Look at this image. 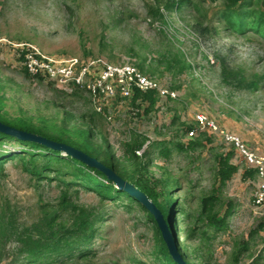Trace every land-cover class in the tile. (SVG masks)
<instances>
[{"label": "rangeland", "instance_id": "obj_1", "mask_svg": "<svg viewBox=\"0 0 264 264\" xmlns=\"http://www.w3.org/2000/svg\"><path fill=\"white\" fill-rule=\"evenodd\" d=\"M174 1L0 0V112L26 117L48 136L61 133L64 119L72 117L84 129L81 121H87L95 145L102 146L99 138L105 137L110 153L124 156L160 201L170 190L179 220L183 210L196 216L201 197L216 194L215 211L228 214L204 264H248L254 258L252 264H264V200L259 198L264 179L223 133L264 164V37L254 30L252 18L237 28L218 20L220 0H191L179 11ZM24 51L57 60L92 57L117 63L131 58L153 78L156 91L134 100H109L98 112L86 92L64 94L52 81L29 75L20 57ZM198 114L217 130L206 123L189 136ZM77 135L68 134L82 141ZM134 140L141 143L135 162L127 145ZM21 148L30 149L0 135V155ZM35 163L42 166L44 160ZM29 167L13 157L0 170V221L15 227L53 213L63 188L59 180H78L61 162L50 163L39 177ZM69 194L98 212L88 245L98 264H155L154 234L145 211L80 185ZM178 223V239L185 242L186 225ZM7 225L0 228V264H58V259L28 261L17 241L2 231ZM245 241L247 250L234 260L232 251Z\"/></svg>", "mask_w": 264, "mask_h": 264}, {"label": "trees", "instance_id": "obj_2", "mask_svg": "<svg viewBox=\"0 0 264 264\" xmlns=\"http://www.w3.org/2000/svg\"><path fill=\"white\" fill-rule=\"evenodd\" d=\"M220 1L222 2V6L219 7L221 9H217L216 11L218 20L220 19L225 23H229L230 27L237 28L240 27V24L247 22L248 18H252L251 25H253L254 30L260 32L264 37V11L261 9L262 6H264V0ZM183 2H185L184 5ZM259 2L260 4H257ZM175 3L177 4L176 9L179 11L185 5H192L193 2H191V0H177L172 4ZM254 5L256 6L254 7ZM168 6H171V2H168ZM156 12L158 16H161L159 10H156ZM255 15L258 16L255 18ZM240 31L242 32L241 28ZM24 54L25 51L20 54L22 59H24ZM37 77L41 78L40 76ZM155 89L156 88H152L143 92L135 88L132 90L131 94L124 99H129L133 96L134 100L140 95L156 91ZM59 91L66 94L62 90ZM73 120L72 117L68 120H62L61 133L55 136H48L50 135L49 133L42 127L34 125L32 121L26 117L9 118L0 112V121L7 125L35 132L55 141L69 144L111 167L120 177L132 183L154 203L173 233L177 249L184 260L188 264H204L207 259L211 257V249L217 232L226 225V215L228 212L225 211L223 215H219L215 211L220 203L218 196L212 193L201 197L198 214L193 216L189 210H183V214L179 220L176 217L174 208L172 209L174 198L169 189L163 191L162 200L160 201L158 199V193L150 185L141 178L135 177L134 173H132L133 171L128 167L127 162L129 161H127L124 156H115L112 151L110 153L111 148L105 137L100 136L99 138L102 146L95 145L94 133L87 125L88 122L85 120L81 121V124L86 126L84 129L80 127L77 122H73ZM70 125L71 128H69ZM194 128H196V126L189 128V130ZM70 130L78 133L77 136H80L82 141L77 140L73 136H68ZM0 135L7 136L3 133H0ZM63 135L66 137H62ZM14 140L30 149L21 148L18 151H7L1 154L0 170L2 168V162L6 158L18 157L19 161L23 162L24 166L29 164L30 167L27 170L34 176L39 177L43 170L48 169L50 163L61 162L70 165L72 168L71 172L78 178L77 181L59 180L63 188L60 192L55 211L50 213V215L46 214L37 223H32L30 226H25L23 224L20 227H15L12 221H0V228L3 227L4 223L8 224L2 231H8L9 238L17 241L19 252L24 254V257L28 261L43 258L46 260L58 259V264H98L94 260L96 257L95 252L88 248L92 238L95 236L96 229L94 224L99 218L97 216L98 212L92 207L77 204L71 199L69 194L71 187L80 185L96 191L102 198L112 201L120 200L125 204L135 205L145 211L147 220L153 229V249L157 250L156 252L154 251L156 254L154 263L177 264L168 251L166 243L161 235V230L152 213L141 205L133 196L123 190L117 189L114 183L107 179L101 171L89 167L67 154L62 155V153H64L62 151L51 149L36 142ZM127 145L130 146L133 162H135V158H137L135 151L141 148V143L134 140ZM144 154L143 152L142 155L144 156ZM39 158L44 160L42 166H37L35 163ZM142 158H140V165L143 164ZM222 178H225L224 173ZM175 184L176 183L170 185L171 191ZM167 187H169V184H163L161 186V188ZM193 218L194 220L192 221ZM179 221L186 225L183 229L185 242L178 239ZM189 242L192 244L190 245ZM247 245L248 243L245 241L235 253L233 250L232 258L238 260L237 257L243 251L247 250ZM251 262L248 264H252Z\"/></svg>", "mask_w": 264, "mask_h": 264}, {"label": "built area", "instance_id": "obj_3", "mask_svg": "<svg viewBox=\"0 0 264 264\" xmlns=\"http://www.w3.org/2000/svg\"><path fill=\"white\" fill-rule=\"evenodd\" d=\"M25 66L32 76L46 78L66 94L73 91L86 92L94 109L101 112L109 100L124 99L128 97L133 89L147 91L156 87V84L148 74L140 70L133 59L125 58L120 62H108L100 58L88 57L83 61L78 58L57 60L38 51H31L24 54ZM68 91V92H67ZM196 127L202 128L204 124L212 125L213 130H217L215 123L198 114L195 118ZM195 128L188 131V135L195 134ZM221 132V131H220ZM222 133V132H221ZM225 135H224V134ZM222 134L226 140L233 141L237 148H240L242 155L250 165L258 169L259 176L264 179V164L260 157L250 153L232 135L226 132ZM264 188V181H263ZM260 199L264 200V190L260 193Z\"/></svg>", "mask_w": 264, "mask_h": 264}, {"label": "water", "instance_id": "obj_4", "mask_svg": "<svg viewBox=\"0 0 264 264\" xmlns=\"http://www.w3.org/2000/svg\"><path fill=\"white\" fill-rule=\"evenodd\" d=\"M0 133H3L17 140L36 142L51 149L62 151L65 154L78 159L87 166L96 168L97 170L101 171L107 177V179L114 183V186L117 189L123 190L129 195L133 196L136 200L139 201L141 205H143L150 213H152L157 221V224L161 230V235L172 258L176 261L177 264H188L178 251L174 235L169 229L161 212L156 208L154 203L147 197L145 193L137 189L132 183L120 177L111 167L103 164L97 158L90 156L84 151L69 144L55 141L35 132L18 129L11 125H7L2 121H0Z\"/></svg>", "mask_w": 264, "mask_h": 264}, {"label": "crops", "instance_id": "obj_5", "mask_svg": "<svg viewBox=\"0 0 264 264\" xmlns=\"http://www.w3.org/2000/svg\"><path fill=\"white\" fill-rule=\"evenodd\" d=\"M263 11H264V6H262V8H261Z\"/></svg>", "mask_w": 264, "mask_h": 264}]
</instances>
